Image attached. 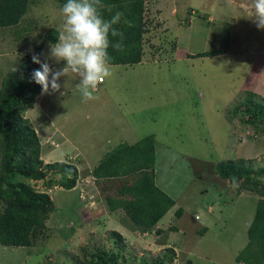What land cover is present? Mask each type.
Wrapping results in <instances>:
<instances>
[{
    "label": "rangeland",
    "instance_id": "374dc122",
    "mask_svg": "<svg viewBox=\"0 0 264 264\" xmlns=\"http://www.w3.org/2000/svg\"><path fill=\"white\" fill-rule=\"evenodd\" d=\"M240 1L147 0L148 32L138 65H109L110 76L87 102L77 88L79 77L69 73L60 80L63 95L41 93L31 114L23 111L40 140L43 163L76 165L78 179L64 190L58 186L61 176L49 172L41 181L14 177L6 193L27 185L46 193L53 211L32 231L33 247L0 245V264H92L99 250L118 254L116 264L236 263L232 254L247 241L256 195L231 197L228 190L247 192L246 183L235 180L233 187V179H220L214 166L242 159L254 171L264 168V124L249 120L246 110L257 100L242 98L258 89L246 88L253 73L264 82V38L258 34L264 30ZM61 9L55 0H32L20 25L0 29V88L5 75L33 61V54L45 58L50 44L42 42L54 37L46 29L48 23L60 25ZM220 50L225 54L194 57ZM49 63L55 70L65 62ZM241 98L246 106L226 120L225 111ZM150 135L156 146L155 184L177 205L160 224L172 221L165 232L143 233L122 211L109 212L89 168L120 143ZM254 182L264 185V174ZM171 225L183 232H169Z\"/></svg>",
    "mask_w": 264,
    "mask_h": 264
},
{
    "label": "trees",
    "instance_id": "16d2710c",
    "mask_svg": "<svg viewBox=\"0 0 264 264\" xmlns=\"http://www.w3.org/2000/svg\"><path fill=\"white\" fill-rule=\"evenodd\" d=\"M55 1L61 8L67 2ZM31 2L32 0H0V29L17 26L27 13ZM101 2L105 5L101 12L106 19L117 11L123 13L120 22L115 25L123 33V48L117 51L109 47L108 53L111 57L109 65L126 67L138 65L144 56L143 37L148 32L147 0H101ZM109 6L111 12L107 10ZM49 32H52L54 37L43 41L42 46L45 42L50 44L57 42L58 34L54 31ZM110 40L117 42L120 37H110ZM221 54H224L222 50L207 51L197 53L194 57H214ZM39 67L33 61L25 60L18 68L9 71L1 83L0 201L7 197L6 202L0 205V245L3 247H33L32 231L36 227H42L53 211L49 196L36 192L27 185L22 184L14 192L6 193L4 188L10 185L15 176L41 181L45 179V173L49 172L61 176L58 186L64 190L73 189L78 179V169L73 164L43 163L42 147L37 133L30 121L22 116L42 93L41 86L32 79L33 71ZM243 96L256 98L257 101L251 106H246ZM242 98L225 111L226 120L235 119L238 112L246 106L248 119H258L264 124V99L250 92L243 93ZM155 153L153 135L144 137L134 144L121 143L110 150L91 171L94 183L105 199L109 212L122 211L136 229L143 233L150 232L175 205L174 199L155 184ZM246 162L242 159L218 162L214 166V172L223 180L234 177L235 180H244L247 185L245 190L260 197L255 206L254 217L246 231V245L234 260L239 264H264V185L254 182L259 173L264 174V168L254 171ZM120 172L123 177L120 176ZM111 174H116V177H110ZM127 175L130 182L127 181L128 178L125 179ZM183 209L176 212L177 219L182 216ZM168 230L178 232L175 225L169 226ZM111 234L115 239H122L119 232ZM117 256L118 254L113 252L99 250L93 257L92 264H116Z\"/></svg>",
    "mask_w": 264,
    "mask_h": 264
},
{
    "label": "clouds",
    "instance_id": "9594fccd",
    "mask_svg": "<svg viewBox=\"0 0 264 264\" xmlns=\"http://www.w3.org/2000/svg\"><path fill=\"white\" fill-rule=\"evenodd\" d=\"M104 7L101 0H67L63 5V24L57 30V42L49 45L43 60L41 55L44 54L32 55L33 62L40 65L33 71L32 79L41 86L42 94L63 95L60 80L73 73L79 77L77 88L82 99L85 102L95 99L98 85L110 76L109 47L117 51L123 48V33L115 27L123 13L117 11L106 19L101 12ZM107 10L111 12L112 9L109 6ZM247 10L255 26L264 30V0H247ZM110 37H120V40L112 42ZM49 61L65 63L54 70Z\"/></svg>",
    "mask_w": 264,
    "mask_h": 264
},
{
    "label": "crops",
    "instance_id": "0c3cea01",
    "mask_svg": "<svg viewBox=\"0 0 264 264\" xmlns=\"http://www.w3.org/2000/svg\"><path fill=\"white\" fill-rule=\"evenodd\" d=\"M237 4H239V5H243V6H247V0H243V1H240V3L238 2ZM244 12H247V13H249V11L246 9V10H244ZM253 23V22H252ZM55 24H58V23H54V22H52V23H48V26H47V29H46V31L47 32H49V31H54L55 33H57V30L61 27V25L63 24V16H61V23H60V25L57 27ZM18 25H20V23L18 24ZM17 25V26H18ZM16 27V26H15ZM261 37H262V39L264 38V35L262 34V33H258ZM48 44H50V43H48V42H46V45H48ZM258 46H260V45H258ZM47 50H49V48L47 49ZM225 54V53H224ZM262 57H264V55H261ZM264 65V64H263ZM254 66L255 67H257L256 66V64H254ZM253 67V66H252ZM255 67H253V68H255ZM253 76H252V78H253V83H250L249 85H246V88H248V89H251V88H253L254 87V85L255 86H257V88L258 89H256V90H254V92L253 93H257V95H259L260 97H262V98H264V93H263V88H262V86L264 87V82H260V84H259V81H260V78H259V76L257 75V74H255V73H253L252 74ZM261 76L263 77V79H264V73H262L261 72ZM38 98V97H37ZM35 99V101H34V103H33V105H32V107L31 108H29L25 113L26 114H31V112H32V108L34 107L35 108V104L37 103V101H38V99ZM28 111H29V113H28ZM31 123V122H30ZM31 125H32V127H33V124L31 123ZM34 130H35V128H34ZM121 144V143H120ZM115 148V147H114ZM106 154V153H105ZM104 154V155H105ZM98 164V163H97ZM155 167H156V164H155ZM92 168L93 167H91V168H89V170H92ZM78 169V168H77ZM164 191V190H163ZM229 191V194H230V196L231 197H237V198H241V197H246V198H248L249 196H251V195H253V194H255V193H252V192H245V193H240V194H237V193H235V191H230V190H228ZM256 195V194H255ZM257 198H258V196L256 195V197H254L253 199H254V204L255 203H257ZM175 205H177V203H175ZM174 205V206H175ZM255 206H256V204H255ZM174 208V207H173ZM173 208L172 209H170V211H174L173 210ZM204 208L207 210V211H209L210 209H211V207L210 206H208L207 208L205 207V205H204ZM255 208V207H254ZM205 209L203 210V212L201 213V214H205L206 212H205ZM170 211L169 212H167L166 213V215L157 223V225L155 226V228L154 229H152L151 231H154V232H157V231H159V230H167V228H165V227H167L169 224H171L172 223V221L170 220L169 221V223L166 225V226H160V224L162 223V221H163V219H165V218H167L168 216H169V214H170ZM185 211V210H184ZM126 217V216H125ZM254 217V216H253ZM128 218V217H127ZM129 219V218H128ZM177 219V218H176ZM253 219V218H252ZM176 221H178V220H176ZM252 221V220H251ZM251 221L248 223V225H247V228H248V226H249V224L251 223ZM228 223V225H229V221L228 222H226L225 224H227ZM132 225V224H131ZM133 226V225H132ZM230 226V225H229ZM177 227V226H176ZM178 228V227H177ZM224 228H226V226H224ZM136 229V228H135ZM181 229L180 228H178V232L180 231ZM182 231V230H181ZM247 231V230H246ZM183 232V231H182ZM247 242V241H246ZM246 242L243 244V245H241V247H239V249H237V251L236 252H234L232 255L234 256L235 255V257H236V255L239 253V251L240 250H242L243 249V247L246 245ZM26 248H29V247H26ZM239 250V251H238ZM191 264H193V262H191ZM235 264H239V263H235Z\"/></svg>",
    "mask_w": 264,
    "mask_h": 264
}]
</instances>
